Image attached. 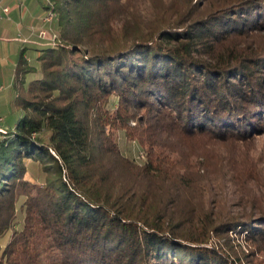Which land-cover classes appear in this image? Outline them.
<instances>
[{
    "label": "trees",
    "instance_id": "1",
    "mask_svg": "<svg viewBox=\"0 0 264 264\" xmlns=\"http://www.w3.org/2000/svg\"><path fill=\"white\" fill-rule=\"evenodd\" d=\"M48 1L0 139V264H251L229 232L264 264V48L219 50L264 0Z\"/></svg>",
    "mask_w": 264,
    "mask_h": 264
},
{
    "label": "crops",
    "instance_id": "2",
    "mask_svg": "<svg viewBox=\"0 0 264 264\" xmlns=\"http://www.w3.org/2000/svg\"><path fill=\"white\" fill-rule=\"evenodd\" d=\"M2 4L9 7L10 13L8 19L0 20V126L8 130L15 125L10 126L15 115L21 116L13 104V77L19 55L23 51L31 64L28 51L38 57L41 47L54 44L56 33L51 22L43 21L46 11L42 0H5ZM41 30L46 32L44 39L38 35Z\"/></svg>",
    "mask_w": 264,
    "mask_h": 264
},
{
    "label": "rangeland",
    "instance_id": "3",
    "mask_svg": "<svg viewBox=\"0 0 264 264\" xmlns=\"http://www.w3.org/2000/svg\"><path fill=\"white\" fill-rule=\"evenodd\" d=\"M27 1H35V0H27ZM43 1V0H42ZM197 1V4L201 5V10H206L209 9L210 7L208 5H212L210 4V1L208 0H194ZM44 3V1H43ZM51 6V5H50ZM52 7V6H51ZM54 14V13H53ZM254 14H256L254 12ZM260 15V14H259ZM261 15H264V13H262ZM248 16V15H247ZM246 17V16H245ZM260 20L254 18V20H252L251 22L254 24H258V25H248L245 26V36L243 38H241L242 40H240L239 38H230L228 39V41H226L224 44L219 46V50H225L228 47H241V48H245V47H249L250 49H257V48H264V16H259ZM55 19V14L53 17L52 22ZM51 22V23H52ZM250 23V24H252ZM56 39L53 40V42L55 43ZM28 55L30 58V62L31 65L35 68H38V63H37V55L35 52L33 51H28ZM38 77V74H30L27 76V83L36 79ZM20 116L19 114H16L15 117L10 121L12 122L10 124V126H12L13 124H16L17 121L19 120ZM133 125V123H132ZM113 136H114V140L116 141V143L118 144L121 152L123 153L124 156L133 159L137 162H141L144 160L143 155L141 153V150L137 144V142L135 141H130L129 139H127L124 136V133L121 131H113ZM253 145L255 146V150L261 151L262 156H264V136H260L258 138L255 139V141L253 142ZM26 166L28 168L27 173L25 175V178L31 182H33L35 185H39L42 182L43 179V173L40 170V166L37 163L34 162H26ZM232 211H234L235 213V208L231 209ZM23 221V214L18 211L17 213V228L21 225V222ZM8 237V236H7ZM6 237V238H7ZM228 239H225L226 242H228L231 246L235 247L236 249H241L244 253V255H247L249 257H247L246 261L251 262V264H259L258 262H260L262 260V256L260 255H256V256H251V254H253L255 251H253V248L247 246V244L245 243V241L243 240V238L241 236H237L235 234H233L232 232H229L227 235ZM0 244H4V240L0 243ZM258 260V261H257ZM247 263V262H246Z\"/></svg>",
    "mask_w": 264,
    "mask_h": 264
},
{
    "label": "built area",
    "instance_id": "4",
    "mask_svg": "<svg viewBox=\"0 0 264 264\" xmlns=\"http://www.w3.org/2000/svg\"><path fill=\"white\" fill-rule=\"evenodd\" d=\"M5 0H0V20L1 19H8L9 18V13H10V9H9V7H7V6H3V2H4ZM44 1V3L45 4H49L50 5V3H49V1L48 0H43ZM53 17H54V14H53V12L51 11V10H48L47 12H46V15H45V17L43 18V21L44 22H47V23H50V22H52V20H53ZM39 37L40 38H42V39H44L45 37H46V32L45 31H43V30H41L40 32H39ZM55 39V38H54ZM1 121H2V119L0 118V124H1ZM1 133H5L2 129H1V127H0V134Z\"/></svg>",
    "mask_w": 264,
    "mask_h": 264
},
{
    "label": "water",
    "instance_id": "5",
    "mask_svg": "<svg viewBox=\"0 0 264 264\" xmlns=\"http://www.w3.org/2000/svg\"><path fill=\"white\" fill-rule=\"evenodd\" d=\"M0 125H1V124H0ZM0 127H1V126H0ZM1 129H2L4 132L7 131L6 129H4V128H2V127H1ZM2 135H3V133L0 134V139L2 138Z\"/></svg>",
    "mask_w": 264,
    "mask_h": 264
}]
</instances>
